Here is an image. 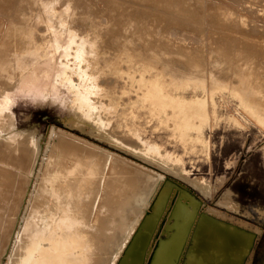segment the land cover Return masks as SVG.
<instances>
[{
  "label": "rangeland",
  "instance_id": "rangeland-1",
  "mask_svg": "<svg viewBox=\"0 0 264 264\" xmlns=\"http://www.w3.org/2000/svg\"><path fill=\"white\" fill-rule=\"evenodd\" d=\"M63 1L41 2V6L45 5L44 10L47 7L48 13L56 15L54 17L65 11L66 22L71 24L66 23L63 32L48 23L50 15L43 13L40 5L28 8L17 4L13 8L12 13L24 17L25 24L19 31L21 37L30 36L28 55L25 54L30 60H20L24 70L22 77L0 97V108L5 112V118L0 120L2 139L7 138L10 142L22 139L43 150L49 136L59 132L165 176L156 198L166 197V202H171L169 210L174 216L167 223V230L156 250L169 243L166 245L171 251L169 264H173L181 249L187 226L202 214V210L213 218H220L215 214L222 213L226 215L225 221H243L250 229L259 228L246 258L250 264H264V214L260 212L264 211V121L260 123L258 120L264 119V69L255 58L260 53L264 55V0L185 2L192 17H182L175 21L178 23L175 25L186 24L180 30V36L195 43V49L190 52L173 43L169 35L152 38L149 34L152 24L144 21L145 18L140 19L141 11L132 16L133 28L143 26L146 34L140 44L130 35L134 29L126 22L131 18L127 12L116 13L120 17L107 21L104 26L99 20L104 10L99 6L100 0ZM215 4L227 5L229 11L225 6ZM234 5L239 8H233ZM73 7L79 9L78 16H73ZM89 7L93 9L92 13L88 12ZM13 20L8 15H0L1 31L13 28L16 22ZM210 20H216L215 27L208 25ZM242 20L253 21L258 29L263 30L259 29L256 34L254 30L249 32ZM205 23H208L207 31H204ZM166 26H162L165 31L169 28ZM97 33L100 36L98 45L103 52L96 57L94 72L84 66H88L92 59L84 60L81 70L75 64L79 40L82 36ZM207 38L215 43L211 58L217 81H207L203 64L199 61L204 56ZM59 49L63 53L59 54ZM171 60L181 61L183 67L171 65ZM83 70L86 73L82 76ZM258 73L261 83L256 85L253 83ZM94 74L99 79L93 78ZM84 75L89 77L86 79ZM166 83L164 88L162 85ZM165 90L173 103L163 99ZM78 98L85 101L83 109H80ZM250 108L257 115H253ZM81 114L86 120L80 118ZM135 136L141 143L155 147L160 154L172 155L171 159L179 162L177 167L181 178L162 169L163 166H158L154 160H145L137 154L136 147H139L127 141ZM10 157H14V152ZM56 169L54 179L59 183L62 181Z\"/></svg>",
  "mask_w": 264,
  "mask_h": 264
},
{
  "label": "bare ground",
  "instance_id": "bare-ground-1",
  "mask_svg": "<svg viewBox=\"0 0 264 264\" xmlns=\"http://www.w3.org/2000/svg\"><path fill=\"white\" fill-rule=\"evenodd\" d=\"M14 1L0 0V15H8L16 21L13 28H6L4 32L0 29V97L7 90L13 88L16 85L15 83L22 77L21 74L24 70L23 65L19 63L20 60L23 62L30 60L29 57H26L30 36L21 37L19 31L25 24L24 17L19 16L16 12L12 13L13 8L17 4L28 8L41 6L42 2V0ZM100 1L99 6L104 10L99 20L104 26L107 21H115L116 17H120L116 13L122 14L123 12L130 15L131 18L128 17L129 19L126 22L132 26L134 21L132 16L137 11L142 12L145 10L142 14L140 12V19L145 18L144 21L151 22L152 25L148 26L151 28L149 34L152 38L153 36L159 38L163 34L169 35L173 43L180 44L187 52L194 50L196 47L194 46L195 43L191 41L189 43L180 36L182 33L180 30L184 29L186 24L177 26L175 24L178 23L175 21L182 19V17L185 19L191 18L190 10L186 9L185 2L197 3L198 0ZM59 4L61 5V2ZM53 5L55 6V4ZM43 6L45 5L43 4ZM43 6H41L42 12L48 13L47 7L44 10ZM215 6L222 8L225 6L228 10L227 5L215 4ZM234 7L239 8L237 5H234ZM50 8L52 9V7ZM50 8L48 9L50 10ZM72 10L73 16H78V13H80L77 7H73ZM90 11L92 13L93 9H88L89 13ZM64 12L62 15L57 14V17L48 13L50 21L46 18L48 23L57 26L55 28H58L60 32L66 29V18L68 16ZM242 21L249 32L254 30L256 34L259 29L263 30L261 27L258 29L257 25L252 23L253 21L251 23ZM215 22L216 20H210V23L207 24L214 26L213 23ZM207 24L204 26V31H207ZM163 25L169 27L166 29L167 31L170 29L168 33L162 27ZM8 26H12V24H8ZM52 26L50 25L51 28ZM47 27L49 26L47 25ZM36 29L40 28L36 27ZM131 29L134 30L130 35L138 43L146 37L143 26L140 28H133L132 26ZM83 37L79 40L75 64H78V68L82 70V62L92 59L88 66H84L87 69L90 67L93 71L96 66L97 55L103 52L98 45L100 36L97 33ZM48 45L47 47H49ZM214 45L215 43L207 38L204 56L199 59L203 64V71L208 82L213 81L212 79L217 81L216 77H218L214 68V60L211 58L215 48ZM258 50L262 49L258 48ZM61 53L63 52L60 51L59 54ZM255 58L259 60L262 69H264V55L260 53ZM143 62L147 67H150L145 60ZM170 62L171 65L176 67L179 65L183 67V64H180L181 61L171 60ZM84 64H87V62H84ZM84 70L82 76L86 73ZM95 74L93 78L99 79ZM260 76L258 73L253 84L261 83ZM167 84L162 86L165 88ZM217 88L220 89L221 87L218 86ZM31 89L33 88L31 87ZM75 89L77 90V88ZM163 93L165 94L163 99L166 102L173 103L167 90ZM27 94L29 95V92ZM77 101L80 102V109H83L85 101L81 98H78ZM203 103L205 104V102ZM205 110L207 111L206 106ZM250 110L253 115H257L254 109L250 108ZM2 117L5 118V112L0 108V120ZM80 118L86 120L82 114ZM258 120L260 123L264 121L263 118ZM262 125L260 124V126ZM1 127H3V124L0 121V129H2ZM127 132H129V129ZM117 136L116 133V138ZM2 137L4 135L0 132V264H150L152 261V264H169L171 251L166 249V245L169 243L162 244L163 248L156 250L157 243L163 238V234L167 230V223L170 222L171 216H174L169 210L171 202L168 200L166 202L164 196L156 198L165 176L153 173L151 170H145V168L105 152L101 148L87 145L83 141L67 138L59 132H53L49 136L50 139L46 142L43 150L38 145H32L29 141L26 142L21 139L10 142L9 139H2ZM127 141L130 142V145L132 143V145L136 144L139 147H136L137 154L143 156L145 160H154L158 166H163L162 169L177 177L181 173L177 167L179 162L173 161L171 159L172 155L170 157L169 154L168 156L163 155V153L160 154L155 147L141 143L140 138L137 136H135V139L131 140L130 138ZM73 144L75 147H73ZM13 152L14 157L11 158L10 154ZM55 169L59 171L62 182H55ZM63 182L64 184L60 185ZM227 203L229 202L227 201ZM260 212L264 214V211ZM215 215L220 218H213L203 210L202 214L196 215L197 217L193 223L187 226L188 228L180 245L181 249L175 255L173 264H250L246 257L250 254L260 229H250L245 224L247 222L243 223V221L236 222L232 219H229V222L225 221L223 218L226 215L222 213H216ZM141 243H143V246L140 245Z\"/></svg>",
  "mask_w": 264,
  "mask_h": 264
}]
</instances>
